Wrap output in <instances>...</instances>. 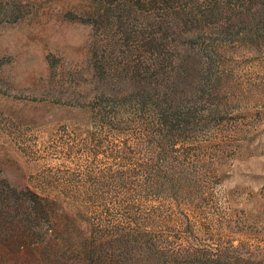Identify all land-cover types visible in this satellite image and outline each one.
<instances>
[{"label": "rangeland", "instance_id": "374dc122", "mask_svg": "<svg viewBox=\"0 0 264 264\" xmlns=\"http://www.w3.org/2000/svg\"><path fill=\"white\" fill-rule=\"evenodd\" d=\"M0 264H264V0H0Z\"/></svg>", "mask_w": 264, "mask_h": 264}]
</instances>
